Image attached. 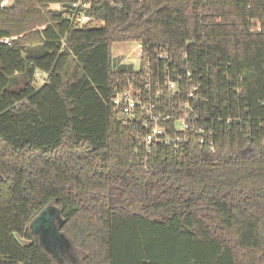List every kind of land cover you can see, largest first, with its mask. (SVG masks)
<instances>
[{
  "label": "trees",
  "instance_id": "1",
  "mask_svg": "<svg viewBox=\"0 0 264 264\" xmlns=\"http://www.w3.org/2000/svg\"><path fill=\"white\" fill-rule=\"evenodd\" d=\"M76 1L0 8V264H56L28 228L48 204L77 264H264V0H83L82 27L51 8ZM132 41L200 84L213 152L117 120Z\"/></svg>",
  "mask_w": 264,
  "mask_h": 264
},
{
  "label": "built area",
  "instance_id": "2",
  "mask_svg": "<svg viewBox=\"0 0 264 264\" xmlns=\"http://www.w3.org/2000/svg\"><path fill=\"white\" fill-rule=\"evenodd\" d=\"M10 3L11 0H1L0 8ZM87 7V2L77 0L70 6L61 5L58 10H66L64 15L72 25L82 27L94 22L85 14ZM0 42L7 45L9 39ZM137 44L132 49L133 59L118 58L114 67L115 70L121 65L131 68L124 72L127 87H116L111 99L117 120L124 125L138 124L145 132L143 140L148 148L161 144L178 152L194 141L213 152L215 138L207 121L213 120L209 117L205 120L193 102L200 84L192 83L189 72L181 76L178 61L167 47H157L149 53ZM218 120L242 121L239 116Z\"/></svg>",
  "mask_w": 264,
  "mask_h": 264
},
{
  "label": "water",
  "instance_id": "3",
  "mask_svg": "<svg viewBox=\"0 0 264 264\" xmlns=\"http://www.w3.org/2000/svg\"><path fill=\"white\" fill-rule=\"evenodd\" d=\"M64 223L61 209L54 204H48L28 225L29 231L37 237L43 250L52 257L56 264H64L68 259L75 261L67 236L60 231Z\"/></svg>",
  "mask_w": 264,
  "mask_h": 264
},
{
  "label": "rangeland",
  "instance_id": "4",
  "mask_svg": "<svg viewBox=\"0 0 264 264\" xmlns=\"http://www.w3.org/2000/svg\"><path fill=\"white\" fill-rule=\"evenodd\" d=\"M51 8L55 9V10L59 9V7L57 5H52ZM137 45L138 44L135 41L125 42V43L124 42H116L111 46L110 51L112 52L113 58H115V57L117 58L119 56V58L125 57V59L126 58L128 59V57H130V59H133V57L135 56V53H132V51H133L132 49L135 48ZM39 79H40V81L38 83H36L37 87L39 85H41L42 81H43V80H41V77ZM57 264H59V263H57ZM64 264H77L76 258H75V261L68 259L66 261V263H64Z\"/></svg>",
  "mask_w": 264,
  "mask_h": 264
},
{
  "label": "crops",
  "instance_id": "5",
  "mask_svg": "<svg viewBox=\"0 0 264 264\" xmlns=\"http://www.w3.org/2000/svg\"><path fill=\"white\" fill-rule=\"evenodd\" d=\"M117 58H119V57H117ZM115 59V58H114Z\"/></svg>",
  "mask_w": 264,
  "mask_h": 264
}]
</instances>
